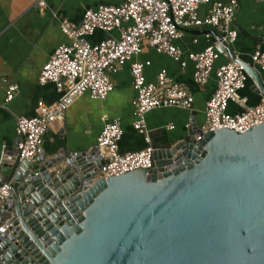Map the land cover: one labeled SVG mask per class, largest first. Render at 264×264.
<instances>
[{
	"label": "water",
	"instance_id": "95a60500",
	"mask_svg": "<svg viewBox=\"0 0 264 264\" xmlns=\"http://www.w3.org/2000/svg\"><path fill=\"white\" fill-rule=\"evenodd\" d=\"M218 36L264 98V76ZM194 120V119H193ZM155 145L150 169L97 178L96 147L45 150L19 161L17 138L0 158V264H264V122L238 133Z\"/></svg>",
	"mask_w": 264,
	"mask_h": 264
},
{
	"label": "built area",
	"instance_id": "2783aa9c",
	"mask_svg": "<svg viewBox=\"0 0 264 264\" xmlns=\"http://www.w3.org/2000/svg\"><path fill=\"white\" fill-rule=\"evenodd\" d=\"M203 4L211 7L205 16L199 9ZM45 0H38L36 7L43 10ZM238 0H123L119 5L101 4L85 10L80 23L67 19L61 21V29L70 39L69 44L60 45L44 64L38 82L41 85L55 84L61 94L53 103L38 102L34 116H18L16 131L19 161H34L44 151L46 131L56 122L65 120L67 110L85 93L94 99L105 100L114 89L112 74L117 73L130 62L132 86L136 92L133 127L143 135L146 146L137 151L123 152L120 141L124 130L119 119L107 121L94 147L104 161L97 172V178H110L139 169H150L153 164L155 145L152 143L146 115L157 108L179 107L193 109L194 95L182 84L168 75L167 70L159 72L156 81L146 79L145 69L151 64L137 57L144 47L169 55L183 68L187 61L184 52L176 44L187 29L208 26L217 29L223 41L234 44L238 30L234 25ZM97 30L111 33L118 30V36L109 35L97 43L88 40ZM209 36V35H207ZM196 41V40H195ZM220 53L215 45L201 52H189L194 62V81L206 85L212 78L215 63ZM251 63L264 72V49H256ZM217 87L205 106V121L196 134L200 141L204 133L221 128H231L238 133L247 132L252 126L264 122V98L256 105H250L248 98L240 95L250 79L244 65L234 60L220 65L216 70ZM7 83L5 102H11L19 92V85ZM230 102L242 107L239 113H230ZM191 124L189 123L188 126ZM169 129L175 126L170 124ZM12 182L0 181V203L9 198ZM0 235L12 226V219L1 221Z\"/></svg>",
	"mask_w": 264,
	"mask_h": 264
},
{
	"label": "crops",
	"instance_id": "0c3cea01",
	"mask_svg": "<svg viewBox=\"0 0 264 264\" xmlns=\"http://www.w3.org/2000/svg\"><path fill=\"white\" fill-rule=\"evenodd\" d=\"M38 0H0V158L8 148H12L18 138L16 125L18 116H34L38 102L53 103L59 99L55 84L41 85L38 82L44 64L62 44L70 39L62 32L61 21L67 19L80 23L85 10L98 5H119L123 0H45L43 10L36 7ZM234 25L238 38L232 45L237 55L251 62L253 52L264 49V0H238ZM211 5L203 4L199 13L205 16ZM118 36V30L106 33L97 30L88 37L97 43L107 36ZM209 35V36H207ZM217 29L208 26L187 29L176 44L184 52L186 67H182L169 55L144 47L137 57L140 61H150L145 69L146 79L154 82L159 72L167 70L176 82L187 87L194 95L193 109L164 107L150 111L146 115L152 143L165 145L181 139L188 132V124L195 121L201 127L205 121V106L217 87L215 70L229 61L227 54H220L209 82L200 86L194 81V62L188 58L189 52H201L210 45L217 46ZM196 40V41H195ZM263 76H264V72ZM19 85V92L11 101L5 102L7 83ZM114 89L105 100L94 99L87 92L67 110L65 120L56 122L44 136V150L54 153L59 147L70 151H87L94 148L105 123L113 119L121 121L124 135L120 141L123 152L137 151L146 146L143 135L133 127L136 92L132 86L130 62L112 74ZM252 81L240 91L248 98L250 105L260 103L259 95L251 90ZM228 111H242L235 102H230ZM194 119V120H193ZM175 127L169 129V125Z\"/></svg>",
	"mask_w": 264,
	"mask_h": 264
}]
</instances>
